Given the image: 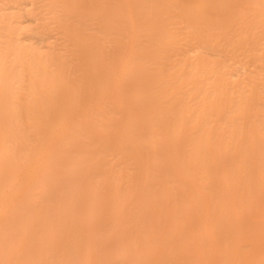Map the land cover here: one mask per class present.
I'll return each instance as SVG.
<instances>
[{"label": "bare ground", "instance_id": "obj_1", "mask_svg": "<svg viewBox=\"0 0 264 264\" xmlns=\"http://www.w3.org/2000/svg\"><path fill=\"white\" fill-rule=\"evenodd\" d=\"M44 1L77 83L0 23V264H264V92L254 80L233 109L226 76L198 92L212 63H160L175 11L209 17L178 0ZM211 1L236 45L262 43L264 0ZM131 83L137 111L120 102Z\"/></svg>", "mask_w": 264, "mask_h": 264}, {"label": "rangeland", "instance_id": "obj_2", "mask_svg": "<svg viewBox=\"0 0 264 264\" xmlns=\"http://www.w3.org/2000/svg\"><path fill=\"white\" fill-rule=\"evenodd\" d=\"M178 1L187 6L197 3L210 21L203 26L194 27L192 19L185 18L180 12L175 11L174 22L168 24L171 44L160 60L163 67L170 68V66L178 64L186 71H191L203 63H212L214 72L212 71L208 76L209 79L200 84L198 92L200 94L208 92L212 95V82L221 76H226L229 80L228 88L233 95V109L240 99V92L247 94L254 80L256 89L264 92V39L261 40V44L253 48L249 45H245L243 48L239 47L234 41L235 29L222 26L221 19L225 14H230L226 13L225 8L216 7L211 0ZM44 4V0H0V23L10 24L14 28L15 42L26 47H34L45 54H60L66 74L76 84L77 79L74 72L76 62L69 54L73 44L66 40L67 37L61 26L54 20L46 18L48 14ZM98 26L93 22L90 28L84 29L83 35H90ZM109 34L110 38L117 37L114 33ZM8 40V36L0 34V47L7 45ZM88 78L91 77L86 72L83 79ZM131 86L132 83L124 97L120 98V102L137 111L139 108L133 102L134 88ZM191 86L193 85L189 84L187 89ZM67 123L66 119L59 120L56 129L66 127ZM109 135L114 136V132ZM93 137L92 140L101 141L97 139V136ZM78 149L81 152L83 150L77 148V152H79ZM110 153L112 158V152ZM130 166L134 168L132 163ZM60 169L63 170V168ZM85 197L83 203L87 200V196ZM108 226H110V222H104L103 227L107 228ZM113 244L114 242H111L109 245H112L113 248H111L115 251L116 247ZM126 262L127 259L124 257L112 260L109 264H125Z\"/></svg>", "mask_w": 264, "mask_h": 264}]
</instances>
